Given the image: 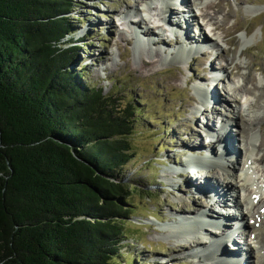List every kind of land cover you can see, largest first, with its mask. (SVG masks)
Returning <instances> with one entry per match:
<instances>
[{"label": "rangeland", "instance_id": "1", "mask_svg": "<svg viewBox=\"0 0 264 264\" xmlns=\"http://www.w3.org/2000/svg\"><path fill=\"white\" fill-rule=\"evenodd\" d=\"M73 1L70 22L75 33L64 40H71L79 47L74 69L81 71L87 85L101 89L105 97L112 96L119 109L124 110L128 104H133L136 109L130 138L134 157L116 175L123 186H128V209L133 214L126 228L134 234L131 240L123 242V248L119 250L121 256L113 264H197L188 257L193 254L192 249H197L194 239H191L192 247L189 250L188 247L181 249L185 246L184 243L162 229L167 224L176 222L174 217L181 212H185L184 217L189 218L188 216H194L198 211L208 212L211 208L206 200L194 197L190 189L180 185V181L200 184V181L205 180L225 186L231 182L234 175L232 172L237 168L239 175L236 183L242 185V178L239 176L246 167L245 160L249 156L248 166L254 175V181L259 185L264 184V158L256 161L264 156V128L259 126L264 115V0H223L221 10L209 9L210 4H217L220 0H197L195 6L191 4V0H186L189 1L188 6L183 8L195 18L190 23L191 35L197 34V23L201 27L200 34L210 42L203 47V51H191L178 56L179 58H174L169 53L175 49L180 50V47L168 42L180 41V32L167 31L168 23L178 17L176 10L174 15L164 21L156 0ZM126 11L131 14L128 18H125ZM205 12L208 15L203 18ZM130 21L136 22L140 31L151 30L157 38L154 41L165 39V46L142 44L141 40L133 37L134 24ZM213 27L217 28L215 32L212 31ZM230 32L235 45L226 43ZM145 40L143 36V41ZM182 45L188 47L185 43ZM194 46L191 45L190 48ZM102 56H106L107 60L99 63ZM146 62H152L153 65L147 67ZM236 66L239 71L235 70ZM210 74L215 80L209 85ZM244 81L251 90L247 93L250 95L239 91ZM199 82L207 84L208 92L215 87L221 95L222 101L216 99L209 108L211 112L218 114L219 119L224 118V114L228 115L231 107L226 100H231L232 95L243 103L244 113L251 111V115H254L252 120H257L252 125L245 124V127L248 131L252 129L257 132V149H252L248 144L246 134L231 125V129H226L229 130L228 133L231 132L237 138L242 136V142L237 141L231 151V171L222 172L213 167L210 169L211 173L207 168L206 171H197V178L193 180L190 178L192 174L186 178L183 173L180 175L179 169L184 166L186 154L191 152L188 147L199 144L191 152L197 155L199 149L203 146L205 148L207 144V140L197 132L199 118L206 113L198 98L206 90L198 87ZM254 96L259 100L260 108L249 109V103H255ZM207 116L209 125L214 124L212 115L207 113ZM180 141H189L190 145H181ZM221 144L218 149H221ZM245 188L244 185V190ZM213 189L202 193L210 194ZM244 190L240 194H244ZM236 197L237 193L230 191L225 200L231 203L229 201ZM242 204L244 208H248L244 200ZM258 208L254 209L255 212L260 210ZM212 210L214 209L210 212ZM224 211L227 212L226 209ZM261 218L258 221L264 223V216ZM248 223L249 226L253 225ZM239 246L242 247L240 244Z\"/></svg>", "mask_w": 264, "mask_h": 264}, {"label": "trees", "instance_id": "2", "mask_svg": "<svg viewBox=\"0 0 264 264\" xmlns=\"http://www.w3.org/2000/svg\"><path fill=\"white\" fill-rule=\"evenodd\" d=\"M73 3L0 0V264H113L134 234L136 109L74 69Z\"/></svg>", "mask_w": 264, "mask_h": 264}, {"label": "bare ground", "instance_id": "3", "mask_svg": "<svg viewBox=\"0 0 264 264\" xmlns=\"http://www.w3.org/2000/svg\"><path fill=\"white\" fill-rule=\"evenodd\" d=\"M157 4L159 3V1L161 0H156ZM197 0H191V4L194 5L195 2ZM189 1L186 0H172L171 1V5H167L165 6V9H167V13H169L170 15L168 16V18H166L164 21L168 20L169 17H171V15H174V11L177 9L175 8V5L180 6V8L178 9L179 12L176 14H178V17H174L173 20L171 21V23L168 25H171L173 27L168 28V32L172 33V30H176L180 33H178V36H180V41H169L173 42L175 45H178L180 47L179 49H175L173 51H171L169 54L172 55L174 58H177L178 56H183L186 55L188 52H195V51H201L203 49V47L209 45V42H207V38L203 35L200 34V30L201 27H199V24L196 23L197 25V34L194 36L191 35V25L192 21H195V18L191 15H189L188 11L186 9H184L183 7H187ZM197 3V2H196ZM195 6V5H194ZM193 6V7H194ZM224 6V2L223 0L220 2H218L217 4H210L209 5V9H215L218 8L219 10H221ZM191 7V6H190ZM197 9V8H196ZM172 10V11H171ZM215 11V10H214ZM127 13L125 14V18H128V16L130 17V12L126 11ZM216 12V11H215ZM134 15L136 16V13H134ZM202 15V14H200ZM199 15V16H200ZM208 15L207 12L203 13V18L206 17ZM215 15V14H214ZM194 18L193 20H191V18ZM205 20V19H203ZM208 22L210 21L207 20ZM134 24V29H132V34L133 37H135L137 40H141L142 44H152V45H159L164 47L165 46V39H158L157 41H154L156 38L155 34L151 32V30H143L140 31L137 27H139V25L135 24L136 22H131ZM141 23V22H140ZM167 23V22H166ZM210 24V23H209ZM218 29H221V27L216 26ZM136 28V29H135ZM200 28V30H199ZM217 28L213 27L212 31L215 32V30H217ZM203 33V30H202ZM229 33V32H228ZM143 36L146 38L145 41H143ZM187 44L188 47L186 48V46L183 47L182 44ZM226 43L228 45H235V39L233 37H231V32L230 34H228V38L226 39ZM191 45H195L193 48H190ZM183 54V55H182ZM206 54V53H205ZM209 55V54H208ZM207 55V56H208ZM203 56V55H202ZM178 57V58H179ZM223 57V56H222ZM201 59V58H200ZM107 60L106 56H102L99 60V63L104 62ZM153 63L152 62H146L145 66L150 67L152 66ZM236 71H239V67H235ZM237 74V73H236ZM215 80V79H214ZM244 84H242L243 86H241L242 88L239 90L241 91V93L243 94H247L250 93L251 90L248 89L246 87L245 81L243 82ZM213 87V85H212ZM214 89H212V95L210 97V100L213 103V101H215L217 99V101H222L221 95L218 93L217 89H215V87H213ZM209 93V92H208ZM200 95H202L203 98H208V95H203L202 93H200ZM250 95V94H247ZM255 97V96H254ZM231 100H226V102L229 103V106L232 109V118L231 119V125H234L235 127L239 128V132H241L242 134H246L247 136V142L248 144L252 147V149H257V143L255 141V138L257 136V132L253 131L252 129H248L245 127V124L247 125H252L256 122V120H252L253 116L251 115V111L249 113H244L246 111H244L243 108V103H241L236 96L232 95ZM203 102H205L204 99H202ZM249 99H247L246 102H248ZM259 100L256 99L255 97V103H249L248 107L249 109H256L255 107L260 108L259 106ZM225 102V100H224ZM212 107V106H211ZM210 108V107H209ZM209 108H207V110H209ZM248 112V111H247ZM201 118V117H200ZM204 119V117H202ZM263 119H261V122L259 124V126L261 128H264V115L262 117ZM222 121V127H221V138H219L217 140V142L215 143H211L212 147L210 148V145L206 144L205 148L209 149V153L208 156L205 159L206 160H211L210 158H216L217 160H224L223 162H225V165H228L229 167V171L230 172V168L233 167V157L231 154V151L233 150V148H235V143L237 141H241L242 136H240V138H237L234 135H231V132H229V130L227 131L226 129H224V122L223 119ZM205 122V121H203ZM214 123V122H213ZM215 123L210 125V127H214ZM209 126V124H208ZM215 128V127H214ZM213 128V129H214ZM247 130V131H246ZM199 135V133H198ZM217 135V134H215ZM202 137V135H199ZM257 140V139H256ZM195 142H199V141H195ZM194 143V141H193ZM200 143V142H199ZM223 145H222V144ZM181 145H190L189 141L185 142V141H180ZM221 144V149H218V146ZM240 144V143H238ZM199 146L195 144H193L191 146V148H187L189 151L193 152V150H195L197 147ZM260 147V145H259ZM204 149V146L201 148V150ZM191 152L187 153L186 156L184 158V160H187L188 162H192L195 163V161L203 163V159H198L197 157H195V154H192ZM212 153V154H211ZM200 154V153H199ZM264 158V156H261L259 159H257L256 161H261ZM249 156L247 157V159L245 160V164L246 167L244 168L243 166V170L240 173L241 182L243 183L242 185H240L239 183H236V178L239 175L237 172V168L235 171H233L232 173H234V175L232 176L231 182L227 183L225 186H219L216 183H213L211 181L206 182L205 180L200 181V184H191L189 182H182L180 181V185L187 187L188 189H190L192 192L191 194H194L193 192H198L199 194H204L202 192H206L208 193V190L211 188H214L210 194H204L205 198H209L208 200L210 201L215 200L216 203H218L219 201L217 200V198H219V200H221L223 203H225V199L227 198V194L229 195V192H236L237 193V197L236 199H233L231 202L234 205L233 208H238L241 207L243 204V200L245 205L248 206V208H245V212L242 213L241 217L243 220H245V218L247 220H253L255 219L256 222L253 224V226H249V225H243L246 226V229H248V233L246 236V240L250 242V244L252 245V248L249 249V251H247V253H244V248L239 246V243H237V241L235 240L233 242L234 245L237 246V253L231 254L230 256H227L226 253L222 250H225V248H221V244L223 243V241H218V237L216 236V234L214 233V235H210V238H213V240L215 241V246L214 248L217 249V251L212 250L210 247H208L205 244V240L209 239L208 235H204L203 232H200L199 229L202 228H206V227H210L209 224L205 223L203 219L199 218L201 216H199L197 218V216L194 217V219H192V216H188L189 218H185L187 216L184 217L185 212H181L179 215H176L174 217V220L176 222H173L170 225H166L165 228H162L164 231H168V233H170V235H172V237L174 239L179 240L181 243H184V247H182L181 249H185L186 247H188L187 250H189V247H192V245L190 243H186L185 241L189 240V239H194V242L197 243L196 247L200 248L203 250V252L206 253V255H202V254H195L193 257H191V255L189 254L188 257L189 259L193 260V262L195 261V263L197 264H201L200 262H203L204 264H264V254H262V252L264 251V223L259 222L258 219L261 218L262 216V209H264V185L262 184H257L254 181V175L252 172H249L247 169L249 168ZM248 161V162H247ZM224 165V166H225ZM182 166V165H180ZM181 169H183L182 167H180ZM173 169V168H172ZM239 169V168H238ZM175 172V169H173ZM180 170V169H179ZM222 172H227V171H223V169H221ZM206 171V170H204ZM185 177L187 178V176H189L190 173H188L186 170H182V172ZM180 173V175H182ZM194 180V179H193ZM244 185L246 186L245 190H244ZM193 190V191H192ZM206 190V191H205ZM244 190V194H240V191ZM228 191V192H227ZM235 194V193H234ZM217 197V198H216ZM229 197V196H228ZM243 199V200H242ZM259 207V208H258ZM250 208V209H249ZM255 208L260 209L258 212H255ZM227 210V209H226ZM229 210V209H228ZM212 212L214 213V210H212L210 212V215L212 214ZM229 213V211H227ZM220 216H223L220 213ZM263 216H264V210H263ZM238 218V216L235 218L231 219L226 218V220L231 221V227L228 226H224L223 227V232L222 234H225L226 232H228L231 228H232V224L233 222L236 223V220L238 223L241 222V219ZM262 219V218H261ZM222 225V224H221ZM218 223L212 227V232L215 230H219L220 226ZM228 227V228H227ZM229 238H227V242H232L233 238L232 235L235 233V230H230L229 231ZM185 240V241H183ZM217 240V241H216ZM188 245V246H187ZM190 245V246H189ZM226 247V245H225ZM180 249V250H181ZM191 249V248H190ZM243 257L245 259H243ZM259 259H263L262 261ZM250 260H253V262H250ZM263 262V263H262ZM202 263V264H203Z\"/></svg>", "mask_w": 264, "mask_h": 264}]
</instances>
